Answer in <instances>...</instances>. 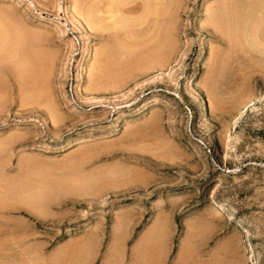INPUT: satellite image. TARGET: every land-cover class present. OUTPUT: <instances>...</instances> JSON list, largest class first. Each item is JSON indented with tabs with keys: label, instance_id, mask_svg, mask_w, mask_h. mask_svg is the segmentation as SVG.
Segmentation results:
<instances>
[{
	"label": "rangeland",
	"instance_id": "374dc122",
	"mask_svg": "<svg viewBox=\"0 0 264 264\" xmlns=\"http://www.w3.org/2000/svg\"><path fill=\"white\" fill-rule=\"evenodd\" d=\"M156 2L0 0V264H264V0Z\"/></svg>",
	"mask_w": 264,
	"mask_h": 264
},
{
	"label": "bare ground",
	"instance_id": "6f19581e",
	"mask_svg": "<svg viewBox=\"0 0 264 264\" xmlns=\"http://www.w3.org/2000/svg\"><path fill=\"white\" fill-rule=\"evenodd\" d=\"M116 1V0H115ZM152 1H155V3H156V5L158 4L156 1L157 0H152ZM160 1V0H159ZM150 2V1H149ZM164 3V1L162 2V4ZM109 6V5H108ZM165 6V5H164ZM165 8V7H164ZM109 10H111V9H109ZM165 14V13H164ZM94 20H96L95 18H94ZM98 21L100 20V19H97ZM95 21V22H97L98 23V21ZM100 22V21H99ZM98 25V24H97ZM96 26V25H95ZM97 28V27H96ZM96 71V70H95ZM43 97H45V96H43Z\"/></svg>",
	"mask_w": 264,
	"mask_h": 264
}]
</instances>
